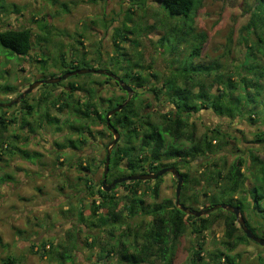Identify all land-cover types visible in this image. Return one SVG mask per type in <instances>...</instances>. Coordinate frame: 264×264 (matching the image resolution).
Masks as SVG:
<instances>
[{"label": "trees", "instance_id": "trees-1", "mask_svg": "<svg viewBox=\"0 0 264 264\" xmlns=\"http://www.w3.org/2000/svg\"><path fill=\"white\" fill-rule=\"evenodd\" d=\"M157 2H159V11L149 14L150 0H128L129 6L125 17L122 19L121 25L114 30L115 48L114 53L109 56L107 61L108 66L118 67L119 71L112 67L113 72L119 75L123 71L119 75L121 79L126 82H135L136 88L145 86L147 70L142 54L136 51L138 58L135 60L134 54H130L123 46L126 40L140 45L139 38L144 33V29H147L148 34L154 30H161L162 35L157 44L159 43L161 48L166 47L167 49L163 50V53L172 56L180 63L177 67L171 68L164 76L151 70L153 68L150 65L147 66V69L151 70L150 76L152 77V80L148 81L151 83L148 89L162 106L159 109V118L155 120L152 116V113L155 112L154 109L148 111L153 103L142 99L139 91H135V95L128 104L111 117L113 126L121 128L122 133L120 132V134L123 140L111 158L114 172L121 169L122 161L126 162L127 169L134 172L140 170L141 173H156L171 166L178 169L184 167L187 171L181 172L184 177L181 203L184 204L186 194L190 195L191 199L198 200L200 194L202 197H208L210 192H215V195H212L210 206H215L218 203L215 198L216 193H219L222 196H227L230 204L239 205L244 214L246 204L242 195L249 193L253 199L252 208L263 212L264 209L260 205L264 199V169L262 168V175L256 176L257 183L251 189H247L248 179L243 170L242 158L236 159L230 164L227 163V160L219 164L213 162L210 157L211 154L217 153L213 142L218 141L221 137L225 138V134L219 129H213L210 130V134L197 135V128L192 122V118L203 109H210L217 116L230 119L244 116L246 113L249 119L253 120L252 116L255 115L259 106H262L264 113V0H252L248 4L249 19L239 32L238 45L241 47V57L235 63L234 68L226 66L218 59L212 60L209 64L196 62L201 57L203 46L208 39V34L205 31H198L196 27L197 13L203 7L205 0H157ZM62 6L66 11L69 10L68 3L64 2ZM160 15L166 19L161 20ZM148 16L154 19L153 24L147 23ZM32 17L33 23L40 24L43 20L36 15H32ZM144 23H147L145 27ZM103 26L105 27L106 24L104 23ZM39 27L48 37L41 39L42 37L38 36V40L50 43V31L47 24H40ZM130 35L133 37L131 38ZM171 35H173L172 40H170ZM78 36L83 38V34H78ZM79 43L83 44V40H80ZM0 45L12 54L28 56L33 49V30L31 27L5 28L0 31ZM59 50H63V48ZM60 53L61 60L54 61V66L61 64L62 73L93 68L86 62L85 52L75 56L71 53L69 63H66V52L61 51ZM43 54L46 58H41L37 62L44 63L43 65L47 67L51 56L45 52ZM97 59H100L99 63H102L100 54ZM127 59L128 66H123ZM105 69L110 70L108 67ZM58 76L60 75L52 73L50 78ZM81 76H71L67 82L73 91L81 90L88 96L86 103H78L75 100L77 102L75 111L80 114L81 121H87L89 113L94 110L95 124L106 127L105 115L120 102L114 104L115 99L113 98L116 97L103 98L100 96V87L105 89V82L94 80L79 82L75 79ZM105 78L112 79L111 77ZM60 84L62 85L64 82ZM52 85L56 86V84ZM59 102V97H54L51 101L52 104ZM105 104H107V109L103 108ZM32 108L31 106L27 107L26 115L31 116ZM47 109L49 110V108ZM48 110L47 116H49ZM51 121L49 122L51 124L57 123L55 120ZM11 122L14 121L7 119L4 114L0 115V128L2 129L0 150L8 154L13 151V145L6 142L5 133L8 123ZM27 122L28 119L22 117V124ZM82 124L84 123L82 122ZM82 124L78 129L80 137H83L85 131L89 130L88 126L85 128ZM101 134L103 133L101 132ZM262 135L257 134L255 140L263 141ZM75 142L82 146L86 141L82 138L72 141L73 144ZM27 156L29 155L27 154ZM201 158H205L208 164H206L203 173L200 172L199 175L192 177L189 172L191 171V162ZM254 160L258 161L259 159L254 157ZM261 164L264 166V162ZM80 170L88 171L90 169L86 166L81 167ZM78 179L83 180L82 177ZM162 180L163 176L155 180L119 183L115 188L122 186L126 190L124 195L119 196L114 188L110 191L102 189V184L93 192V186L88 182L89 179L84 178L86 183L83 186L91 189L90 193L94 195V199L90 206V215L88 216L90 219L84 218L83 210H79L78 220L79 222L86 221L88 224L85 225L90 229L99 226L108 237V240L100 246L96 240L88 243L89 247H95L96 244L99 248L98 259L116 254L119 255L123 263L128 264H173L179 239L190 228L196 239V247L192 251L190 264H200L205 250L203 234L216 221L215 215L217 214L215 213L220 210L224 213L222 217L225 226L223 245L226 252L212 255V263L240 264V254L230 253L238 245L248 243L250 239L238 225L236 216L220 208L210 211L207 215L196 217L179 209L171 199L159 201ZM151 182H154L153 186L150 185ZM142 184L145 186L142 187ZM200 187H203L202 192H199ZM148 195L151 196L152 201L147 200ZM128 220L136 223V230L130 228ZM246 225L255 233V229L249 225L247 220ZM125 226L128 231H125ZM119 229H122V232L115 235V231ZM77 230V227L75 232L69 230L66 242L60 243L57 247L51 248V246V249H46V242L43 243L42 254L49 252L61 262H73L79 244L80 230ZM23 232L19 231V233ZM239 232H242V235H239ZM126 234L130 237V241H124L123 237ZM260 261L263 259L260 258ZM15 263L16 259L12 256L3 261V264Z\"/></svg>", "mask_w": 264, "mask_h": 264}, {"label": "rangeland", "instance_id": "rangeland-1", "mask_svg": "<svg viewBox=\"0 0 264 264\" xmlns=\"http://www.w3.org/2000/svg\"><path fill=\"white\" fill-rule=\"evenodd\" d=\"M64 2L68 3V11L62 6ZM251 2L252 0H205L203 7L197 13L196 27L198 31H205L208 34V39L203 46L201 57L196 62L209 64L212 60L218 59L226 66L234 68L235 63L241 57V47L238 45L239 32L249 19L248 4ZM128 6V0H0V31L8 27H31L33 30V49L28 56L22 57L12 54L0 45V103L10 102L15 93L28 85L35 75L41 76L43 79H49L52 73L60 76L64 74L62 73L61 64L54 66V61L61 60V51L66 52V63H69L71 53L75 56L85 52L87 55L86 62L93 68L105 69L108 67L111 72H113V68L119 71L118 67L108 66L107 61L109 56L114 53V30L121 25ZM150 6L149 14L159 11L157 0H150ZM32 15L43 19L40 20V24H47L50 31V43L38 40V36L44 39L48 35L40 29L39 23H33ZM160 16L161 20L166 19L164 16ZM113 20L115 21L112 22ZM94 21L96 23H93ZM104 23L106 24L105 27L103 26ZM147 23L149 25L153 24L154 19L148 16ZM147 23H144V27ZM144 30L139 38L140 45L126 40L123 46L130 54H134L135 60L138 58L136 51L142 54L147 70L145 73L147 77V80L144 81L145 86L138 89L135 82L125 81V83L138 89L141 94L140 97L150 102L152 99L155 100L148 89L151 84L148 81L152 80L150 71H156L157 74L164 76L171 68L177 67L180 62L172 56L164 54L163 50L166 51L167 48H161V46L159 47L160 44H157L162 35L161 30H154L149 34L147 29ZM78 34H83V38L79 37ZM172 38L173 35H171L170 40ZM80 40H83V44L79 43ZM60 48H63V50H59ZM181 48H183L182 45ZM43 52L51 56L47 67L43 65L44 63L37 62L41 58H46ZM99 54L102 63H99L100 59H97ZM127 63H129L128 59L123 66H128ZM149 65L153 69H147ZM122 73L123 71L119 75ZM105 77L104 74L88 73L80 78H74L79 82L88 80L111 81V79ZM110 84L116 86L113 81L109 84L105 83V89L100 87V96L103 98L116 97L113 98L115 99L114 104L119 102L121 104L126 95L118 88L109 90ZM39 87L47 90L53 88V85L43 84ZM39 87L33 89L30 99L38 97ZM81 94L83 95V93ZM106 105L103 107L104 109H107ZM161 108V104L154 103L148 109V111L155 110L152 113L155 120L159 118L158 114ZM15 109L13 106L0 107V115L4 114L7 119H12L15 122L16 118L13 117ZM43 110L44 106L39 109L40 112H43ZM54 112L55 110L52 109L51 113ZM255 112V115L252 116L253 120L249 119L246 113L244 116L230 119L219 117L210 109H203L192 118V122L197 128V135L210 134V130L213 129H219L225 134V138L221 137L218 141L213 142V146L217 148V153L211 154L210 157L213 162L219 164L223 163L224 160H227V163L230 164L236 159L242 158L244 162L243 170L248 179L247 189H251L257 183L256 176L262 175L261 171L264 169L261 164V162H264V140L259 142L255 140L257 134L262 135L264 132L262 106H259ZM36 115L39 116L38 122L44 118L42 113ZM14 122L7 125L6 142L13 143V134L19 133L21 137L28 139V143H31L27 146L29 151L39 150L43 156L40 163L32 165L26 163L25 157L21 156L20 153L15 151L13 154L14 150L9 154L0 150V153L2 152L0 158V264H3V261L9 256L16 259L15 264H128L123 263L119 255L116 254L99 260V248L96 244L95 247H89L88 243L96 240V242H99V246L102 245L103 242L108 240L106 233L99 226L92 227V230L86 227L85 224H88L86 221L79 222L78 220L79 210H83L84 218L90 219L88 216L94 199V195L90 193L91 189L83 186L86 183L84 178L89 177L93 192L96 191L102 181L103 165L101 159L105 156V144L110 140L107 126L91 124V134L94 136V132H96L95 138H92V144H95L93 149L97 148L96 143L100 142L97 157L100 164L98 163V168L91 167V171L87 172L77 167L63 166L61 162L54 160L50 150H45L38 145L29 134L25 135L26 132L20 129L19 124L15 126ZM87 125L90 124H82L85 128ZM1 133L2 129L0 128ZM60 134L54 132L53 136L56 141L62 143L63 138ZM262 138L264 139V135H262ZM122 142V137H120L117 144L121 145ZM22 145L26 144L19 143L18 146L22 147ZM254 157H258L259 160L255 161ZM27 158L33 163L38 160L36 155ZM15 159L19 161L15 162ZM205 160V158H201L191 162V171L189 172L192 177L199 175L200 172L203 173L206 164H208ZM112 166L110 159L107 182L108 180L111 182L118 177L121 178V176L141 173L140 170L134 172L127 169L125 161L122 162L121 169L118 172H114ZM186 171V168H181V172ZM78 177H82L83 180H79ZM176 183L177 180L171 173L163 175V180L160 183L159 201L171 199L175 202ZM150 185L153 186L154 182H151ZM141 186L144 187L145 184ZM202 190L203 187H200L199 192H202ZM116 193L122 196L126 193V190L124 187L119 186L116 188ZM216 194L217 204L230 203L227 196ZM212 195H215V192H210L208 197H202L200 194L198 200L192 198V201L190 195L186 194L184 204L192 209L202 210L211 207ZM238 196L240 197V195ZM242 196L246 204V211L244 214L242 213L245 221L247 220L249 225L255 229L257 237L264 238V211L260 212L252 208L253 199L249 193ZM147 200L152 201L150 195L147 196ZM260 206L264 209V199L261 201ZM215 214H217L215 215L216 221L203 234L205 250L200 264H213L212 255L226 252L223 245L225 226L222 217L224 213L217 210ZM128 222H130V228L136 230V223L130 220ZM76 227L80 230L79 244L73 262H61L49 252L42 254L43 243L46 242V249L57 247L60 243L66 242L67 232L69 230L75 232ZM124 229L128 231L126 226ZM20 230L24 232L19 233ZM120 232H122V229L115 231V235H119ZM239 235H242V232H239ZM129 238L127 234L123 237L124 241H130ZM195 247V236L188 228L179 239L173 264H190L191 254ZM237 253L240 254V264H264V246L252 240L246 244L238 245L230 254ZM260 258L263 261H260Z\"/></svg>", "mask_w": 264, "mask_h": 264}, {"label": "flooded vegetation", "instance_id": "flooded-vegetation-1", "mask_svg": "<svg viewBox=\"0 0 264 264\" xmlns=\"http://www.w3.org/2000/svg\"><path fill=\"white\" fill-rule=\"evenodd\" d=\"M107 71H110V70H107ZM106 77H110V76L106 75ZM38 80H43V78L38 75H35L34 77H32L30 83H28V85H26L22 90H19L18 92H16L15 96L12 97L11 100L19 97L21 93L29 87L30 84ZM68 80L69 78L62 80L58 83H55L56 86H54L51 89H47V90L40 88L38 85L37 87H39L41 90L39 89L37 98L30 99V95L34 91L32 90L29 94H27L24 98H22L17 104L12 105L13 107L16 108L15 114L13 115V117L16 118L14 124L15 126L19 124L20 129L21 130L23 129L26 132L25 135L29 134V136L33 139V141L35 140L36 143L40 145L42 148H44L45 150H50L51 153L53 154L51 155L54 158V160H57V162H61L63 166L77 167L79 169L81 167L87 166L90 169L87 171L89 172L91 171V167L96 168V167H99L98 163L100 164V161L97 160V157L99 155L98 146H100V142L96 143L97 148L93 149L95 147L94 146L95 144H92V141H93L92 138H95L94 136L96 135V132H94V136L90 132L91 124L96 125L95 124L96 114L94 110H92L89 113L87 122L80 120V114L76 113L75 111V104H77L76 101H78V103L79 102L86 103L88 100V96L86 95L85 92L81 90L73 91L71 86H69L67 83ZM111 81H113L116 86H114L113 84L112 85L110 84L111 86H109L110 87L109 90H113V89L115 90V88L122 90V92L126 95L125 97V100H126L128 97V93L120 87V85L114 78H112ZM111 81L108 80V81H105V83L109 84ZM63 82L64 84L61 85L60 83H63ZM40 85H43V84H40ZM132 88L135 89L134 87ZM135 91H138V89L134 90L133 96L135 95ZM81 93H83V95ZM54 97H59L60 102L57 104H52L51 101L53 100ZM82 97H84V99H82ZM151 102L153 103V105L154 103L160 104L157 100H154V99H152ZM42 103H44L45 105H43ZM28 106L33 107L31 116L26 115ZM42 106H44V110L43 112H40L39 109ZM47 108H49V110ZM52 109L55 110L54 113H51ZM47 110L49 111V116H47L48 114ZM41 113L44 116V118L40 120V122H38L39 116H37L36 114H41ZM22 117H26V119H28V122L25 124H22ZM50 120L52 121L55 120V122L57 123L51 124L49 123ZM32 121H35L38 123L34 122L35 123L34 124ZM82 122L84 124L89 123L90 125L89 126L87 125L89 130L85 131L83 137H80L78 129L81 126ZM117 129L119 130V132L122 133L121 128H117ZM54 132L55 134L61 133L60 136L63 138L62 143L55 140L56 138L53 136ZM107 132H108V135H110V140L108 143L105 144V156L101 159L102 161L101 163L103 165V176H104V164H105L106 155H107V148H108L109 143L114 139V135L112 134L111 129L108 126H107ZM120 137H121V134H120ZM13 138H14L13 143H11L13 145V150H14L13 154L15 153V151L20 153L21 156L25 157L24 159L26 160L25 161L26 163H31L32 165L34 164L36 165L40 163V160L43 156L41 151L34 150V149L29 151L27 149V146L31 143L30 142L28 143V139L21 137L19 133L13 134ZM22 138H24V140H22ZM82 138L84 139V141H86L85 144H83L82 146L80 145V143H77V142H75L74 144L72 143V141H75L77 139L80 140ZM19 143L26 144V145L24 146L22 145V147H19L18 146ZM117 148H118V144L116 143V145L112 149L111 156L114 154V152H116ZM24 151H25V154H24ZM27 154L29 156H27ZM32 155L37 156L38 160L36 161V163L30 162L29 159L27 158V157H31ZM87 157H89L88 160H87ZM16 161H19V160L15 159V162ZM179 170L181 172V169ZM87 178L89 179V177ZM102 180H103V177H102ZM111 182L108 180V183H111ZM89 183H90V179H89ZM101 184H102V181H101ZM13 186L15 187V185ZM115 187L114 189H116Z\"/></svg>", "mask_w": 264, "mask_h": 264}, {"label": "water", "instance_id": "water-1", "mask_svg": "<svg viewBox=\"0 0 264 264\" xmlns=\"http://www.w3.org/2000/svg\"><path fill=\"white\" fill-rule=\"evenodd\" d=\"M88 73H97V74H105L107 76H110L114 78L120 87L125 90L128 93L127 99L116 106L114 109L108 111L106 114V124L108 127H110L112 134L114 135V139L109 143L108 148H107V155H106V160L104 164V176L102 180V189L105 191H110L112 188H114L117 184L126 182V181H136V180H155L158 179L159 177L165 175L166 173H171L173 177L176 178L177 183H176V206L181 209L182 211L186 212L187 214L194 215L196 217H201L203 215L208 214L210 211L216 209V208H222L226 211H229L233 213L237 221L242 228L243 232L246 234L247 238L250 240L264 246V238H259L255 235V233L246 225V221L242 215V211L239 205H233L230 203H220L215 206L211 207H206L202 210H195L192 209L185 204L181 203V192H182V187L184 185V177L180 170L176 168L175 166L171 167H166L161 170H159L156 173H140V174H131L127 175L125 177L117 178L113 180L111 183L107 182V175L108 171L110 168V159H111V152L113 147L116 145L120 138V132L117 128H115L112 123H111V116L116 114L117 112L121 111L125 105L128 104V102L131 100L134 90L132 89L131 86L126 84L124 80H122L119 76H117L115 73L107 71L105 69H99V68H83V69H76L72 70L69 72H66L62 74L61 76L55 77V78H49V79H43V80H38L32 84L29 85L27 89H25L19 97L16 99L11 100L10 102L3 104L0 103V107H11L14 104H17L22 98H24L27 94H29L35 87H37L40 84H55L58 83L62 80H65L69 78L70 76H75V75H83V74H88Z\"/></svg>", "mask_w": 264, "mask_h": 264}]
</instances>
